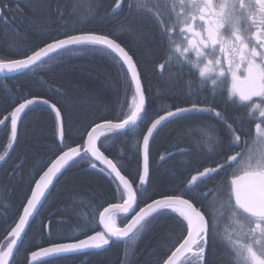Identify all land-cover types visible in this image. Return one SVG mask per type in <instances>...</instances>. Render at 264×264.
Wrapping results in <instances>:
<instances>
[{
	"label": "snow or ice",
	"instance_id": "obj_1",
	"mask_svg": "<svg viewBox=\"0 0 264 264\" xmlns=\"http://www.w3.org/2000/svg\"><path fill=\"white\" fill-rule=\"evenodd\" d=\"M122 2L115 0L111 11L116 13ZM169 4L170 7L165 5L166 13L160 11L157 0L151 3L138 0L136 4L138 11L150 15L159 25L162 46L167 41L166 57L156 68L162 74L175 64L181 72L185 67L193 75L198 72V79L190 80L187 86L198 84L201 89L208 88L213 97L226 89V103L230 101L246 109L248 128L245 129L242 120H230L212 102L171 106L162 110V114L157 113L142 139H138V164L130 179L123 174L121 162L106 154L111 143L105 142H114L130 130H137L148 108L138 63L118 39L96 31L66 33L63 38H54L20 58L0 59V74L20 73L43 67L46 60L58 56L90 51L119 65L125 78L126 98L116 119L102 117L99 122L94 121L85 129L86 135L79 137V143L65 142L63 109L50 97L18 95L10 103V111L0 119V126L10 129L0 162L14 148L23 116L39 105L47 106L55 115L58 143L50 151L59 154L47 164L34 185H30V194H26L18 218L10 225L4 221L6 235L0 242V264H13L15 253L25 243L50 187L71 164L85 158L90 168L98 169L114 185L115 202H109L99 211L98 221L93 218L92 234L81 230L83 239L66 242L49 239L47 246L28 252L27 264H56L69 255L106 250L113 243L134 244L161 217L175 220L180 228V234L169 241V254L162 264H216L211 258L216 255L214 247L225 249L229 264H264V0H169ZM0 22L7 23L2 11ZM177 36L181 39L174 38ZM190 115L217 120L231 140L225 143L218 130L210 127L203 139L209 153L207 166L200 165L185 177L178 192L149 197L141 206L150 178L151 139L166 123ZM201 185L205 186L204 191L200 190ZM43 227L50 237L51 222ZM96 227L100 230H95Z\"/></svg>",
	"mask_w": 264,
	"mask_h": 264
},
{
	"label": "trees",
	"instance_id": "obj_2",
	"mask_svg": "<svg viewBox=\"0 0 264 264\" xmlns=\"http://www.w3.org/2000/svg\"><path fill=\"white\" fill-rule=\"evenodd\" d=\"M114 4L115 0H0V11L7 18V23L0 22V59L20 58L54 38H63L66 33L96 31L118 39L138 63L148 114L137 130H130L114 142L106 141V144L111 143V150L106 154L119 160L123 174L132 179L138 164V139H142L157 113L194 101V97L189 96L193 87L187 86L194 78L190 72L177 70H165L161 74L156 65L166 57L167 41L162 46L159 25L148 14L128 10V2L119 12L113 13ZM18 95L50 97L58 102L63 109L65 142L79 143V137L86 135L85 129L94 121L99 122L102 117L117 118L121 102L126 99L125 78L111 58L83 51L46 60L43 67L0 79V119L10 111L9 105ZM130 96L131 91L127 98ZM218 102L224 101L219 99ZM124 109L127 110L126 103ZM229 110L232 115L234 112L230 107ZM214 121L217 130L222 127ZM210 127L208 122L184 117L173 119L155 133L150 142V178L141 197V206L149 197L178 192L185 177L198 166H207L209 153L203 139ZM9 131L8 127L0 130V152L4 151ZM218 133L224 140L223 134ZM57 143L55 115L44 105L33 106L22 119L12 154L0 168V242L6 235L4 221L10 225L18 218L26 194H30V185H34L47 164L59 154L57 151L53 155L50 151ZM169 153L172 154L170 158ZM161 156L165 159L161 160ZM135 179L138 182V175ZM200 190L204 191L205 186L201 185ZM113 191L114 185L109 179L98 169L89 167L88 158L71 164L32 222L13 264H27L28 252L37 250L38 246H47L49 239L57 242L83 239L81 230L92 234L93 218L98 221L99 211L109 202H115ZM49 222L50 237L43 227ZM95 230L100 229L96 227ZM179 234L175 220L161 217L134 244L120 242L105 251L70 256L56 264H80L85 260L84 264H162L169 254V241ZM212 250L216 255L211 258L216 264H229L223 247Z\"/></svg>",
	"mask_w": 264,
	"mask_h": 264
},
{
	"label": "flooded vegetation",
	"instance_id": "obj_3",
	"mask_svg": "<svg viewBox=\"0 0 264 264\" xmlns=\"http://www.w3.org/2000/svg\"><path fill=\"white\" fill-rule=\"evenodd\" d=\"M126 2H128V10H132V9L138 10L136 8V4H137L138 0H123L121 8L118 9L117 12H119L123 8V6H124V4H126ZM140 2H143V0H140ZM148 2L151 3L152 0H148ZM157 2L161 6L160 7V11L162 13H166L165 5H168L170 7L169 0H157ZM130 5L132 7H130ZM174 38L175 39H181L178 36L177 37H174ZM165 70H177V71H181L180 66L179 65H175V64L172 65L171 67L165 69ZM183 72H190V71L188 70L187 67H185L183 69ZM193 78H194L193 81H196L198 79V72L196 73V75H193ZM189 96L190 97H194V101L191 102L190 104L197 103L198 102L201 105H206V104L212 102V103H214V106L218 110H220L222 112H226V114L230 118V120H237L238 122L242 120L245 129L248 128L249 124H248V120H247V118L245 116L246 109L240 108L238 106H234V105L231 104L230 101H228L226 103V100H227V91H226V89L223 90L222 94H221V92L218 91L215 94V96L213 97V93L210 91V89H208V88L201 89L198 84H194L193 85V90L191 91V93L189 94ZM219 99H223L224 102L222 104H220L218 102ZM229 107L234 112L232 115H230L231 112L229 110ZM188 117H192L194 120H198L201 123H202V121L208 122L209 124H211V126L215 125V121H214L215 119H211L208 116H204V115H190V116H186L185 118H188ZM218 131L223 134L224 140H225L226 143H227V141L231 140V135L226 132V129L224 128L223 125H222V127H220L218 129ZM15 168H17V166ZM209 187H211V186H209ZM128 218L130 219L131 217H128ZM224 223H226V221ZM113 244H117V243H113ZM111 246H109V247H111Z\"/></svg>",
	"mask_w": 264,
	"mask_h": 264
},
{
	"label": "water",
	"instance_id": "obj_4",
	"mask_svg": "<svg viewBox=\"0 0 264 264\" xmlns=\"http://www.w3.org/2000/svg\"><path fill=\"white\" fill-rule=\"evenodd\" d=\"M28 71H29V70H25V71L20 72V73H3V74H0V79H9V78H13V77L19 76V75H21V74H23V73H26V72H28ZM46 107H47V106H46ZM53 114H54V113H53ZM23 118H24V116H23ZM21 122H22V121H20V123H19V127H20ZM3 128H4V127L0 126V130H2ZM18 133H19V130H18ZM154 135H155V134H154ZM151 140H152V139H151ZM16 143H17V141H16ZM16 143H15V145H14V148H15V146H16ZM14 148L10 150V154H9V156L6 158V160L3 161V162H0V167H1L3 164H5V163L7 162L8 158H9L10 155L12 154ZM63 172H64V171H63ZM60 176H61V175H59L58 178L55 180L54 185L56 184V182L58 181V179H59ZM54 185L50 187V190H49L48 194L46 195V198H43V199H42V204L38 207V212H37L35 218L37 217V215H38L40 209L42 208V206H43L45 200L47 199L48 195H49L50 192L52 191ZM133 214H134V213H133ZM34 220H35V219H34ZM34 220H33V221H34ZM33 221H32V222H33ZM20 246H21V245H20ZM107 248H108V247H107ZM107 248H106V249H107ZM102 251H104V250L87 251V252H85V253H83V254L69 255L68 257H70V256H79V255H88V254H91V253L102 252ZM17 252H18V251H17ZM17 252L15 253V256H16Z\"/></svg>",
	"mask_w": 264,
	"mask_h": 264
}]
</instances>
